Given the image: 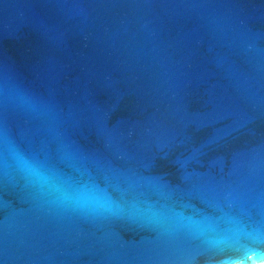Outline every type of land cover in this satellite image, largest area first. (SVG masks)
<instances>
[{
    "label": "water",
    "instance_id": "obj_1",
    "mask_svg": "<svg viewBox=\"0 0 264 264\" xmlns=\"http://www.w3.org/2000/svg\"><path fill=\"white\" fill-rule=\"evenodd\" d=\"M264 263V0H0V264Z\"/></svg>",
    "mask_w": 264,
    "mask_h": 264
},
{
    "label": "bare ground",
    "instance_id": "obj_2",
    "mask_svg": "<svg viewBox=\"0 0 264 264\" xmlns=\"http://www.w3.org/2000/svg\"><path fill=\"white\" fill-rule=\"evenodd\" d=\"M262 264H264V263H262Z\"/></svg>",
    "mask_w": 264,
    "mask_h": 264
}]
</instances>
